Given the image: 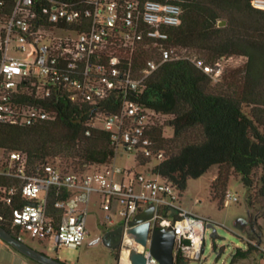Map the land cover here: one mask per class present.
Returning a JSON list of instances; mask_svg holds the SVG:
<instances>
[{
    "label": "built area",
    "instance_id": "1",
    "mask_svg": "<svg viewBox=\"0 0 264 264\" xmlns=\"http://www.w3.org/2000/svg\"><path fill=\"white\" fill-rule=\"evenodd\" d=\"M251 5L264 8V0H251ZM181 15L178 4L155 0H0V127L55 120L56 112L44 106L48 99L95 105L115 98L118 113L98 114L90 126L103 123L115 156L120 150L134 161L148 156L147 128L155 114L129 93L174 54L162 49L160 62L148 61L138 79L129 66L141 48L155 49L168 40ZM230 59L213 66L193 61L217 82ZM156 159L162 160V153ZM152 169L137 173L112 163L79 173L53 163L30 166L24 153L0 149V206L9 210L10 229L18 239L28 234L55 249H77L88 235L87 210L95 195L107 224L122 228L113 250L116 264H132V252L145 264H159L150 249L155 229L174 233V261H200L207 221L183 208L180 190ZM236 202L226 191L223 206ZM149 206L154 211L142 245L128 233L129 222Z\"/></svg>",
    "mask_w": 264,
    "mask_h": 264
},
{
    "label": "trees",
    "instance_id": "2",
    "mask_svg": "<svg viewBox=\"0 0 264 264\" xmlns=\"http://www.w3.org/2000/svg\"><path fill=\"white\" fill-rule=\"evenodd\" d=\"M155 1L178 4L181 24L169 29L168 40L155 49L141 48L129 66L138 79L148 61L160 62L162 49L174 54L129 93L133 102L155 116L168 117L164 125L153 120L148 126L150 153L135 163L141 167L154 163L152 173L181 193L189 180L217 167L209 194L219 207L230 179L240 178L248 207H258L252 222L257 226V219H264V8L253 7L251 0ZM222 21L225 25L219 27ZM240 57L246 60L237 67L225 65L218 82L193 61L213 66ZM43 103L56 112L55 120L29 127L1 126L0 149L24 153L30 166L58 159L63 170L79 173L113 163L110 134L90 123L98 114L118 113L119 100L95 105L52 99ZM164 128L171 130L170 136L164 135ZM0 226L17 237L10 229L9 210L1 206ZM250 242L245 249H236L230 264L260 252V242ZM174 264L185 262L176 257Z\"/></svg>",
    "mask_w": 264,
    "mask_h": 264
},
{
    "label": "rangeland",
    "instance_id": "3",
    "mask_svg": "<svg viewBox=\"0 0 264 264\" xmlns=\"http://www.w3.org/2000/svg\"><path fill=\"white\" fill-rule=\"evenodd\" d=\"M230 60L226 64L230 67H237L243 63V59L240 58H232ZM153 120L157 124L164 125L168 117L154 116ZM95 126L103 128V123L97 121ZM164 135L170 136L171 130L164 128ZM50 162L64 167V164H61L58 159H53ZM113 166L124 170L135 169L137 173H147L153 168L154 163L146 164L142 167L138 166L134 161L133 155H128L120 150L113 160ZM216 173L217 167L214 166L202 177L196 180H189L186 190L182 193L183 208L189 213L205 219L207 224L212 223L215 230L214 236H212L213 230L206 228L204 251L201 260L186 261L185 264H230L231 257L236 249H245V243L250 242L252 239L258 243L260 242V252L236 264H264V219H257V226L252 225L253 220L256 219L258 207H248L247 191L243 187L240 178H231L227 186V191L235 195L238 198V202L219 207L218 202L212 201L209 194V185ZM97 199L95 195H92L86 216L88 235L83 244L77 249L62 247L55 250L50 242H38L28 234H21V241L33 249L57 258L66 264H116L113 250L102 244L91 245L106 230L113 229V226L107 224L106 213L100 209ZM239 219L248 220L250 226L243 231H239L236 228V223ZM0 264H18V261L0 249ZM23 264L35 263L23 257Z\"/></svg>",
    "mask_w": 264,
    "mask_h": 264
},
{
    "label": "water",
    "instance_id": "4",
    "mask_svg": "<svg viewBox=\"0 0 264 264\" xmlns=\"http://www.w3.org/2000/svg\"><path fill=\"white\" fill-rule=\"evenodd\" d=\"M224 25V21L218 24L219 27H222ZM153 211V206H149L142 212L135 215L129 222L130 229L128 230V233L131 234L133 238L142 245L146 244L150 227L149 220L153 216ZM249 226V221L245 219H239L236 223V228L239 231H243L246 227ZM206 227L213 230L212 236H214L215 230L213 229L212 223H208ZM117 231H122V228L118 227L114 231H108L102 235L101 240L105 247L111 250L116 249V246H113L112 244V235ZM174 237V233L170 230L155 229L153 231L150 249L153 257L157 259L159 264H174ZM0 240L21 256L38 264H65L59 260L47 256L42 252L33 249L32 247L12 235V233H10L2 226H0ZM96 242L97 240L91 243V245ZM130 260L132 264H145L144 257L135 252L131 253Z\"/></svg>",
    "mask_w": 264,
    "mask_h": 264
},
{
    "label": "flooded vegetation",
    "instance_id": "5",
    "mask_svg": "<svg viewBox=\"0 0 264 264\" xmlns=\"http://www.w3.org/2000/svg\"><path fill=\"white\" fill-rule=\"evenodd\" d=\"M117 228H118V227H117ZM117 228H113V229L106 230L104 233H106V232H108V231H114V230L117 229ZM104 233H103V234H104ZM101 237H102V236H100L99 238H97V242L94 243V244H102V245H103L102 240H101ZM121 239H122V231H117V232H115V233L112 235V244H113V246H116V247H115L116 249H118V247H119V245H120V242H121ZM55 250H57V249H55ZM47 256H48V255H47ZM49 257H50V256H49ZM51 258H53V257H51ZM54 259L58 260L57 258H54ZM30 261L36 264V262H34V261H32V260H30ZM59 261H60V260H59ZM63 263H65V262H63ZM37 264H38V263H37ZM65 264H66V263H65Z\"/></svg>",
    "mask_w": 264,
    "mask_h": 264
},
{
    "label": "crops",
    "instance_id": "6",
    "mask_svg": "<svg viewBox=\"0 0 264 264\" xmlns=\"http://www.w3.org/2000/svg\"><path fill=\"white\" fill-rule=\"evenodd\" d=\"M0 249H2L7 255H11V257L16 258L17 261H18V264H23V256H21L20 254H18L16 251H14L8 245H6L5 243H3L1 240H0Z\"/></svg>",
    "mask_w": 264,
    "mask_h": 264
}]
</instances>
